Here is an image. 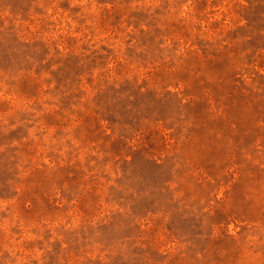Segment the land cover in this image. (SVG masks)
I'll list each match as a JSON object with an SVG mask.
<instances>
[{
	"label": "rangeland",
	"instance_id": "374dc122",
	"mask_svg": "<svg viewBox=\"0 0 264 264\" xmlns=\"http://www.w3.org/2000/svg\"><path fill=\"white\" fill-rule=\"evenodd\" d=\"M0 264H264V0H0Z\"/></svg>",
	"mask_w": 264,
	"mask_h": 264
}]
</instances>
